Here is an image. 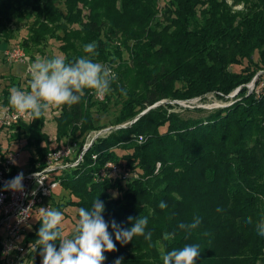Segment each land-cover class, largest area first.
Instances as JSON below:
<instances>
[{"label":"trees","instance_id":"obj_1","mask_svg":"<svg viewBox=\"0 0 264 264\" xmlns=\"http://www.w3.org/2000/svg\"><path fill=\"white\" fill-rule=\"evenodd\" d=\"M12 21H26L21 46L29 65L38 54L56 56L48 54L51 40L61 42L66 62L88 57L83 46L96 42L91 58L117 65L103 100L86 89L78 104L55 107L54 139L45 131L50 111L0 129V157L24 147L28 167L36 169L64 145L76 144L78 158L92 131L112 127L78 165L56 173L60 184L48 202L63 220L69 207L89 208L97 197L106 222L129 228V217H148L151 240H114L117 250L105 252L102 264H163L162 252L193 243L201 249L196 264H264L257 231L264 221V92L249 88L264 80V0H0V45L15 37ZM14 77L0 89V107H11ZM239 88L227 107L174 110L175 101L209 94L226 100ZM112 103L119 111L108 125L98 124L93 109L107 112ZM108 162L119 165V176L101 175ZM197 216L201 223L191 232L178 227ZM40 218L28 235L35 262L42 260L35 244ZM61 228L65 237L74 232ZM165 233L174 236L165 240Z\"/></svg>","mask_w":264,"mask_h":264},{"label":"clouds","instance_id":"obj_2","mask_svg":"<svg viewBox=\"0 0 264 264\" xmlns=\"http://www.w3.org/2000/svg\"><path fill=\"white\" fill-rule=\"evenodd\" d=\"M96 48V42L87 43L83 46V52L89 56L68 62L61 56L37 59L30 65V91L12 87L9 90L8 103L17 113H27L34 120L41 119L50 107H72L78 104L86 89L92 90L98 99L103 100L110 94L117 76L111 67L97 63L91 58L98 55ZM121 93L127 95L124 89H121ZM23 179V173L18 174L6 183L5 189L22 191ZM159 207L165 209L167 205L161 201ZM104 210L105 204L98 197L89 208L81 207L73 234L71 237H65L61 228L63 211L42 208V226L35 240V244L41 249L42 264H102L106 259L105 252L117 250L114 240L122 246L138 236L151 240V232H145L149 223L147 216H140L134 221L129 217L131 226L123 228L115 220L106 222L102 215ZM246 219L251 223V217ZM200 223L201 219L197 216L188 224L181 222L178 227L191 232ZM109 227L112 229L111 233ZM257 231L259 235L264 236V221L257 225ZM173 236L174 233H165L163 238L169 240ZM200 252L199 244H186L182 248L162 252L161 258L163 264H196ZM114 264H122V258H117Z\"/></svg>","mask_w":264,"mask_h":264},{"label":"built area","instance_id":"obj_3","mask_svg":"<svg viewBox=\"0 0 264 264\" xmlns=\"http://www.w3.org/2000/svg\"><path fill=\"white\" fill-rule=\"evenodd\" d=\"M26 57V52L21 45L5 51L7 62H24ZM194 99L183 101L180 105L186 106L187 103L195 102L199 98ZM30 119L31 116L27 113L19 114L12 107H0V129L4 130L17 121ZM94 137L90 138L91 141L87 140L78 158L72 157L76 144L64 145L51 150L44 163L38 164L36 169L17 167L22 148L10 150L4 158L0 157V264H42V260L35 262L30 256L34 248L28 241V235L34 226L31 220L35 214H40L42 208L52 209L48 202L60 184L54 174L78 165ZM100 172L103 177L119 176L120 167L114 162H108ZM20 173L24 175L23 190H6V183ZM128 175L129 173H124V176Z\"/></svg>","mask_w":264,"mask_h":264},{"label":"rangeland","instance_id":"obj_4","mask_svg":"<svg viewBox=\"0 0 264 264\" xmlns=\"http://www.w3.org/2000/svg\"><path fill=\"white\" fill-rule=\"evenodd\" d=\"M80 6H82V4H80ZM239 8H241V6ZM87 11H88L87 8H84V12H87ZM25 22L21 21V23L20 22L18 23V22L12 21L11 22V26H12L11 28L16 29V31H17L16 35L11 41L8 42V44L3 43L0 45V89H2L6 84H8L10 82V80L7 79V77H10V76H15L14 77L15 80H12L13 87H17L23 91L26 90L27 85L30 83V75H29L30 73H28V72H30V69H29L30 65H29V59H28L29 57L28 56L26 57L24 62H9V61L7 62L4 59V54H5L6 50H8L9 48H12L16 45L22 44V40H23L22 36H25L27 34V28H26L27 24ZM49 44L50 45L47 48L49 56H51L50 54H54V53L56 54V56H61V57L65 56L59 50V45L61 44V42L51 40V41H49ZM38 55H39V59L45 58L44 55H42V54H38ZM127 56H128V54H127V52H125L124 57H127ZM99 63L104 65V66L111 67L113 69L114 73L115 74L117 73V71H116L117 65L116 64H111L108 62H106V63L99 62ZM235 69L240 71L242 69V66H237V67H235ZM249 88H250L251 92H253L254 90H256V92H258V93L264 92V80L258 86H256L255 82H254V84L252 82L249 85ZM235 95L236 94L234 92V93L230 94L229 95L230 97H227L226 100H223V99L215 96L214 94H209L205 98H199L195 102L187 103L188 105H186V106L179 105L174 110L176 112H181L183 109H186V108H189V109L201 108V109H205V110H207V112H209L211 110H216L218 108H223V107H227V106L231 105L235 101V98H233V96H235ZM119 109H120V106H117L113 103L107 112L97 111V109L94 108L93 113H94V117H95L96 122L100 125H103V124L108 125L110 123L111 119L117 114ZM48 111H50V113L48 114V121H47V124L45 127V131L47 133H49L51 138L54 139L55 135H56V123L54 121L56 109H55V107H50ZM111 129H112V127L109 126V127L104 128V129H101V130L92 131L88 135L87 140L91 141V139L95 135H97V136L94 137V140L99 136H105V134L108 133ZM0 137H4V136L1 135ZM55 145H56V143H54V146ZM118 152L120 154L124 153L122 150H119ZM74 154H75V151H74ZM74 154H73V156H74ZM28 159H29V151H28V149L23 147L22 153H21V159H20V162L18 163L17 167L21 168V169H26L28 167ZM54 175H56V174H54ZM114 194L117 195V192H114ZM77 211H78L77 208L69 207L67 209V212L71 217L68 219L62 220L61 226L68 230V231L66 230V232H65L68 236L70 233H72L75 230V219H76L75 215H76ZM39 217H40V214H35L31 220V223L35 224L37 222V220L39 219Z\"/></svg>","mask_w":264,"mask_h":264},{"label":"water","instance_id":"obj_5","mask_svg":"<svg viewBox=\"0 0 264 264\" xmlns=\"http://www.w3.org/2000/svg\"><path fill=\"white\" fill-rule=\"evenodd\" d=\"M253 84H254V82H253ZM239 90H240V88H239L238 90L235 91V94L238 93ZM193 100H195V99H191V100H188V101H193ZM175 102L181 104L183 101H175ZM157 105H158V104H156L155 106H157ZM149 109H150V108H149ZM149 109H147V110H145L144 112H142V113H141L136 119H138L141 115H143V114H145L146 112H148ZM136 119L133 120L132 122L136 121ZM119 127H120V126H119Z\"/></svg>","mask_w":264,"mask_h":264}]
</instances>
